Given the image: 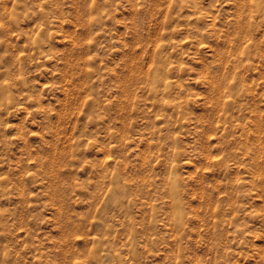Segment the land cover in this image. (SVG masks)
I'll use <instances>...</instances> for the list:
<instances>
[{
	"label": "rangeland",
	"instance_id": "1",
	"mask_svg": "<svg viewBox=\"0 0 264 264\" xmlns=\"http://www.w3.org/2000/svg\"><path fill=\"white\" fill-rule=\"evenodd\" d=\"M0 264H264V0H0Z\"/></svg>",
	"mask_w": 264,
	"mask_h": 264
}]
</instances>
